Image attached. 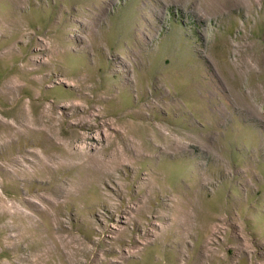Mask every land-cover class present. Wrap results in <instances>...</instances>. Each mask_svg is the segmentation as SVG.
Instances as JSON below:
<instances>
[{
  "label": "rangeland",
  "instance_id": "obj_1",
  "mask_svg": "<svg viewBox=\"0 0 264 264\" xmlns=\"http://www.w3.org/2000/svg\"><path fill=\"white\" fill-rule=\"evenodd\" d=\"M217 1L0 0V264H264V0Z\"/></svg>",
  "mask_w": 264,
  "mask_h": 264
},
{
  "label": "bare ground",
  "instance_id": "obj_2",
  "mask_svg": "<svg viewBox=\"0 0 264 264\" xmlns=\"http://www.w3.org/2000/svg\"><path fill=\"white\" fill-rule=\"evenodd\" d=\"M211 3H216L217 4V6H219L218 5V1L217 0H209ZM235 1V0H234ZM234 1H232V2H234ZM238 1H245V0H238ZM225 2V1H224ZM220 3H221V1H220ZM227 3V2H226ZM225 3H222V5H224ZM240 4V3H239ZM227 6V5H226Z\"/></svg>",
  "mask_w": 264,
  "mask_h": 264
}]
</instances>
